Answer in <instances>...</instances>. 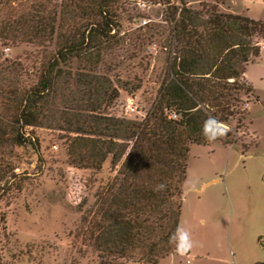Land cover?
I'll list each match as a JSON object with an SVG mask.
<instances>
[{
  "label": "trees",
  "instance_id": "trees-1",
  "mask_svg": "<svg viewBox=\"0 0 264 264\" xmlns=\"http://www.w3.org/2000/svg\"><path fill=\"white\" fill-rule=\"evenodd\" d=\"M156 3L169 25L163 75L136 119L105 112L118 92L96 73L122 43L117 0H0L3 44L53 46L29 84L17 63L0 73V153L29 145L37 154L33 130L55 127L67 133L69 165L98 172L107 161L111 177L97 184L77 235L98 257L133 264L184 250L176 232L188 147L229 145L244 131L252 89L243 72L264 41V22L214 4ZM205 121L215 139L205 138ZM5 174L0 168L3 185Z\"/></svg>",
  "mask_w": 264,
  "mask_h": 264
},
{
  "label": "rangeland",
  "instance_id": "rangeland-1",
  "mask_svg": "<svg viewBox=\"0 0 264 264\" xmlns=\"http://www.w3.org/2000/svg\"><path fill=\"white\" fill-rule=\"evenodd\" d=\"M157 0H117V37L122 43L99 66L118 96L105 112L143 117L163 75L169 25ZM180 0H169L179 4ZM193 9L215 5L220 12L264 22V0H183ZM245 65L243 77L252 94L246 104L244 130L235 142L191 144L176 236L183 245L156 264H264V45ZM53 46L0 41V73L17 63L23 85ZM135 84L137 90L127 91ZM60 109L59 100H55ZM102 108V107H101ZM103 110V109H102ZM225 127V126H224ZM233 128V121L229 126ZM35 154L29 145L1 150L0 264H133L103 259L77 235L99 182L111 177L106 161L101 171L76 168L66 159V132L37 127ZM3 185V188L1 187ZM187 233L185 241L182 236ZM146 264V263H136Z\"/></svg>",
  "mask_w": 264,
  "mask_h": 264
},
{
  "label": "clouds",
  "instance_id": "clouds-1",
  "mask_svg": "<svg viewBox=\"0 0 264 264\" xmlns=\"http://www.w3.org/2000/svg\"><path fill=\"white\" fill-rule=\"evenodd\" d=\"M213 122L215 123H219V122H216L214 121V118H213ZM207 126H208V121H205V124L203 126V129H202V132L203 134L205 135V138L206 139H215L216 137H209L208 134H207ZM226 127V126H225ZM224 133H219V135H223ZM182 239L183 240H187L188 239V236H187V233H185L183 236H182Z\"/></svg>",
  "mask_w": 264,
  "mask_h": 264
},
{
  "label": "built area",
  "instance_id": "built-area-1",
  "mask_svg": "<svg viewBox=\"0 0 264 264\" xmlns=\"http://www.w3.org/2000/svg\"><path fill=\"white\" fill-rule=\"evenodd\" d=\"M263 45H264V41H263Z\"/></svg>",
  "mask_w": 264,
  "mask_h": 264
},
{
  "label": "crops",
  "instance_id": "crops-1",
  "mask_svg": "<svg viewBox=\"0 0 264 264\" xmlns=\"http://www.w3.org/2000/svg\"><path fill=\"white\" fill-rule=\"evenodd\" d=\"M263 45V44H262Z\"/></svg>",
  "mask_w": 264,
  "mask_h": 264
}]
</instances>
